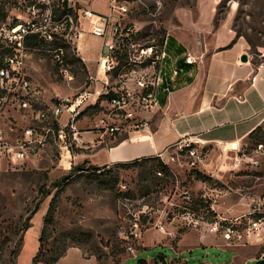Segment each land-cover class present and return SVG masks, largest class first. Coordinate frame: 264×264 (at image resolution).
I'll return each mask as SVG.
<instances>
[{
	"label": "rangeland",
	"instance_id": "rangeland-1",
	"mask_svg": "<svg viewBox=\"0 0 264 264\" xmlns=\"http://www.w3.org/2000/svg\"><path fill=\"white\" fill-rule=\"evenodd\" d=\"M111 1L93 0L88 8L109 15L111 5L116 4ZM24 2L28 0H0V9L3 8L7 18H0V62L8 48L5 32L16 21L32 16ZM117 5L125 6L127 11L122 13L114 8L112 13L123 24L133 26L134 38L136 36L142 44H158L164 35L177 38L188 45L190 53L201 62L205 51L210 53L218 45H228L229 38H233L232 43L237 38L246 40L247 37L254 44L249 49L250 56L259 63L264 61V0H118ZM40 14L47 15L46 12ZM87 23L85 20L86 26ZM50 28L55 30L56 26ZM67 31L60 27L55 32L60 36ZM73 32L78 34V30ZM69 41L76 44L75 38ZM81 44V54L89 58V66L81 59L84 66L76 63L59 67L56 50L51 46H30L24 72L32 81V90L27 96L32 108L24 111L13 96L7 98L0 111L3 142L16 145L28 126L50 127L47 122H38L36 114L57 97H71L94 89L96 83L90 80V75L95 73V61L100 57L103 41L88 32ZM186 53L185 49L183 56ZM63 68H67V74L62 72ZM2 96L4 93L0 91ZM91 112H87L91 119L80 120L77 127L81 132L99 134L97 139H83V145L70 146L72 134L67 132V140L62 142L56 132L36 156L11 162L7 156L0 155V264H10V253L19 237L13 233L21 228L29 212H34L17 258V264H31L38 250L43 219L56 192L52 183L69 174L72 177L57 203L55 223L49 229L47 243L61 247L62 234L71 231L90 232L93 237L90 241L72 244L82 253L75 251L59 264H98L99 256L103 264H140L141 260L151 264H254L264 258V223L255 226L258 218H264V123L262 137L247 139L241 146L240 158H237L240 162L224 158L228 167H222L223 157L216 151L204 149L205 165L199 162L192 165V160L177 156L170 149L162 158L170 169L167 175L159 176L152 162L140 161L131 168H116L104 180L88 171H70L86 159H73L71 167L65 169L71 158L78 155L87 158L120 140L111 136L101 138V133L92 125ZM66 122L67 116L63 115L62 126ZM65 153L66 159L61 157ZM93 161L102 163L104 155H96ZM194 169L212 181L196 179ZM42 186L52 189V196L42 197ZM186 193L212 202L217 218L205 213L204 220L197 216L196 221L182 215L181 211L187 206ZM211 220L215 221L210 223ZM126 232L133 233V237L127 238ZM201 234L206 238L202 239ZM7 236L11 239L8 243ZM181 239L182 246L178 249ZM122 240L128 243V249H124ZM168 243L170 245L163 246Z\"/></svg>",
	"mask_w": 264,
	"mask_h": 264
},
{
	"label": "built area",
	"instance_id": "built-area-1",
	"mask_svg": "<svg viewBox=\"0 0 264 264\" xmlns=\"http://www.w3.org/2000/svg\"><path fill=\"white\" fill-rule=\"evenodd\" d=\"M91 1L93 0H28L24 4L28 11L32 12V16L19 21L5 32V39L11 51L4 59L5 67L0 70V91L4 93V96L0 97V111L9 96L15 98L20 109L28 111L32 108L27 97L32 90V81L24 72L26 60L30 56L28 41L31 37L38 36L46 42L54 39L64 41L75 49L79 57L77 40L82 34L89 32L103 41L98 58V74L101 79L90 78L96 83L93 90H86L71 97H57L52 104L36 114L38 122H47L51 124L50 127H26L14 146L2 141L0 131V155L7 156L11 162L38 155L48 145L50 135L56 132L62 142H66L68 133H71L70 146L83 145L84 140L79 136L81 131L78 130L77 123L82 113L92 104H97L101 97L109 96L102 101L104 104H101V109L92 117V125L101 133V138H116L122 135L130 137L137 132H146L151 125L147 114L158 104L159 93H164L167 98L172 94V86L180 72L176 68L175 58L167 51V39L162 46L142 44L136 36L134 38L133 26L123 24L112 13L114 8L122 13L127 11L125 6L117 5L118 0H114L116 4L111 5L109 15L99 14L88 8ZM20 5L24 6L21 2ZM61 10H65V14L57 17L56 13ZM40 12H46L47 15H41ZM85 20L89 22L87 26ZM51 25L56 26L55 30L50 28ZM60 27L65 30L67 28L68 31L59 36L55 31ZM74 29L78 30V34L73 32ZM69 38H75L76 44L73 45ZM63 55L61 48L56 50V61L62 62ZM120 57H123L122 62L119 61ZM185 62L194 66L201 63L190 52L185 54ZM62 72L67 74V68H63ZM71 79L70 76L69 80ZM63 115L67 116V122L62 126ZM56 127H59L57 131ZM133 136L131 140L136 139ZM170 149H173V154L192 160V165L200 163L204 157L198 140L189 136L180 138L167 153ZM169 155L174 160V157ZM158 157L161 160L163 158L161 155ZM157 174L162 176L161 172ZM190 198L189 193H186L185 202L190 201ZM211 207L214 210L213 206ZM184 216L198 221L196 215L190 211L185 212ZM263 223L264 218H258L255 226ZM160 230H163V227ZM140 234H143L141 227ZM125 235L132 238L134 234L126 232Z\"/></svg>",
	"mask_w": 264,
	"mask_h": 264
},
{
	"label": "crops",
	"instance_id": "crops-1",
	"mask_svg": "<svg viewBox=\"0 0 264 264\" xmlns=\"http://www.w3.org/2000/svg\"><path fill=\"white\" fill-rule=\"evenodd\" d=\"M84 35L87 32L77 40V46L80 57L89 66V58L81 54V39ZM232 39L229 38L226 46L218 45L210 53L205 51L204 60L187 75L176 80L168 98L164 93H159L158 104L147 114L151 122L149 130L132 135L136 137L135 140L130 139L131 135L119 136V141L98 149L87 158L75 156L70 163L66 162L68 167L65 169L71 167L76 158L82 161L86 159L85 162L92 163L90 165L110 166L135 159L164 157L167 150L184 136L197 139L203 151L208 149L220 153L223 157L222 167L229 166V163L225 164L224 158L240 162L237 158H240L241 146L250 133L264 123V61L256 67L247 41L240 37L231 43ZM181 45L190 52L188 45ZM243 55L248 56L247 62L241 60ZM95 65V73L90 78L101 77L98 74V59ZM190 77L192 81L187 83L185 80ZM101 104L104 103L100 102L99 108ZM86 110L80 119L84 122L91 119ZM98 135H93V131L81 132L84 140L97 139ZM100 153L104 155V161L98 164L93 160ZM62 157L66 159L67 153ZM200 165H205V157L201 159ZM201 238L206 237L201 234ZM166 245L170 244L163 246ZM181 246L182 239L177 244L178 249ZM170 248L174 250L172 245ZM75 251L82 253L78 247H71L58 264ZM146 264L151 263L146 261Z\"/></svg>",
	"mask_w": 264,
	"mask_h": 264
},
{
	"label": "trees",
	"instance_id": "trees-1",
	"mask_svg": "<svg viewBox=\"0 0 264 264\" xmlns=\"http://www.w3.org/2000/svg\"><path fill=\"white\" fill-rule=\"evenodd\" d=\"M18 2V0H16ZM0 18L5 19L6 14L3 12V8L0 9ZM65 10H61L56 13V16L61 17L65 14ZM7 19V18H6ZM5 19V20H6ZM18 21L13 23L10 28L14 27L17 25ZM242 36V35H240ZM246 41L249 44L250 47H254V44L247 38ZM137 39V38H136ZM165 39H167V51L174 56L175 62H176V68L179 70L180 75L178 78L181 76L187 75L193 68L194 65L187 64L185 62V56L183 54L185 53V48L182 46H178L177 42L174 38H169L167 36H163L158 44H147V45H159L162 46ZM51 46L54 50L62 49L64 51V55L62 56V62L56 61L59 67L65 66V64H76L80 63L82 66H84L83 63H81V58L75 53V49L72 48L70 44L65 43L64 41L54 39L51 42H46L43 39L39 38L38 36H33L29 39L28 41V46L34 48L39 47V46ZM30 47V48H31ZM11 49L5 48V53L3 55V58L0 62V70L5 67L4 64V59L5 57L10 53ZM257 54V50L254 51ZM119 61H123V57L119 58ZM253 63L257 67L260 63L257 61L255 58H253ZM185 81L187 83H190L192 81V78H188ZM109 96L106 97H101L97 104L91 108H87V112H91V114L97 113L101 108H99L100 102H102L105 99H108ZM262 128L261 126H258L253 132L250 133L248 139L251 138H261L260 136L262 133ZM261 133V134H260ZM140 161H150L152 162L153 166L155 167V172H161L163 175H167L170 172L169 166L164 163L160 157H147V158H141V159H135L130 162H125V163H117L114 164L113 167H110L108 169H105L106 166L104 167H99L95 165H90L88 162H83V164L74 166L71 168L72 173H77L81 171H88L90 172V175L96 177V178H104L107 179V177H110L116 168H131ZM195 174V178L200 180V181H205L210 183L209 181H212L210 177L206 176L202 172L194 169L193 170ZM72 177V174H69L58 182H53L52 183V188L56 190L54 195L52 196V189H45V187L40 188V194L42 197L47 198L52 196L48 211L43 219V226L41 228L38 241H39V246L36 255L33 257L31 264H58L59 260L64 257L68 251L69 248L71 247H76L74 245H77L82 242H87L90 241L93 237L92 233L90 232H85V231H71V232H65L62 234V246H53L47 243L48 237H49V229L51 226L54 225L55 223V211L57 207V203L60 199L61 193L65 188V184L68 183L67 181ZM106 183V182H105ZM119 183V182H118ZM190 201L187 202V206L185 207V210L181 211V214L184 215L185 212L190 211L191 213L195 214L196 217H203L205 213L207 215L212 216L213 219L217 218L216 212L212 209V202H210L207 198L201 196L198 198H194L192 195L190 196ZM186 203V202H185ZM36 209L39 210L40 206L37 204ZM34 216V212H29L28 216L24 219L21 228L15 230L13 233L14 236H18L17 241L14 244V248L10 253V264H17V258L19 256L20 250L23 246L24 242V237L27 232V230L31 227L32 219ZM170 216V213L168 214V218ZM206 221V220H205ZM215 220H211L210 223H213ZM177 238V236H175ZM11 239L9 236L6 237V243L10 242ZM123 247L124 249H128V243L125 242V240H122ZM74 244V245H72ZM122 253V252H121ZM101 256L97 257V262L98 264H103ZM115 264H119V262H116ZM140 264H146V260H141ZM254 264H264V258L261 260H258Z\"/></svg>",
	"mask_w": 264,
	"mask_h": 264
},
{
	"label": "water",
	"instance_id": "water-1",
	"mask_svg": "<svg viewBox=\"0 0 264 264\" xmlns=\"http://www.w3.org/2000/svg\"><path fill=\"white\" fill-rule=\"evenodd\" d=\"M241 60H242L243 62H247V61H248V56H247V55H243V56L241 57Z\"/></svg>",
	"mask_w": 264,
	"mask_h": 264
}]
</instances>
